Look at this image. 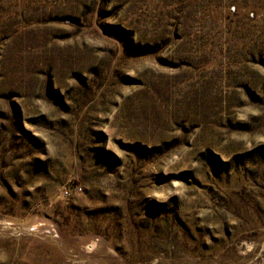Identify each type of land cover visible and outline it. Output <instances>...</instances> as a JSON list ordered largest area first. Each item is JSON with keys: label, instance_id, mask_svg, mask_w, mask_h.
<instances>
[{"label": "rangeland", "instance_id": "374dc122", "mask_svg": "<svg viewBox=\"0 0 264 264\" xmlns=\"http://www.w3.org/2000/svg\"><path fill=\"white\" fill-rule=\"evenodd\" d=\"M0 264H264V0H0Z\"/></svg>", "mask_w": 264, "mask_h": 264}]
</instances>
